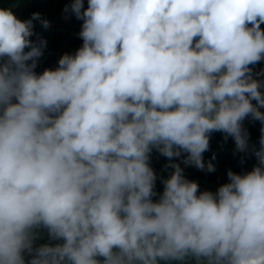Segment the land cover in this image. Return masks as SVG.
Here are the masks:
<instances>
[{"label":"clouds","instance_id":"clouds-1","mask_svg":"<svg viewBox=\"0 0 264 264\" xmlns=\"http://www.w3.org/2000/svg\"><path fill=\"white\" fill-rule=\"evenodd\" d=\"M71 7L84 21L83 46L39 76L26 64L41 55L28 39L32 20L0 10V264H24L37 226L64 244L41 246L30 264H97L96 256L157 264L188 254L208 264H264V128L257 166L229 171L215 195H197L172 165L153 203L147 164L154 146L168 158L187 152L184 163L204 170L211 132L243 151L241 121L264 123L250 102L264 107L262 85L248 67L264 58V0Z\"/></svg>","mask_w":264,"mask_h":264},{"label":"trees","instance_id":"trees-1","mask_svg":"<svg viewBox=\"0 0 264 264\" xmlns=\"http://www.w3.org/2000/svg\"><path fill=\"white\" fill-rule=\"evenodd\" d=\"M73 3L74 0H0V10H10L21 22L32 20L33 35L28 39L40 48L41 55L27 61L26 64H35L33 69L35 75H41L46 69L56 70L63 55L75 56L76 52L83 46V39L79 34L82 31L84 21L77 19L72 11ZM82 3L81 12L87 9L88 0H82ZM35 13L39 14V20L32 19ZM42 21H46L48 26L45 27ZM251 26L248 24L249 28ZM260 30L264 32V23L260 24ZM197 39H194V43ZM30 50V48L24 49L25 52ZM6 59L0 58V64L4 63ZM248 67L251 69V78L262 85L258 90L264 95V58ZM250 102L258 108V111L264 113V107H259L255 100ZM11 103L16 104L18 101L13 98ZM0 114H2V110H0ZM55 115L58 116L59 113ZM262 127H264V123L253 119L251 115L246 116L241 121L242 133L246 135V147L243 151L237 149L232 136L221 131L220 133L211 132L209 134V148L202 153V162L205 164L204 170L198 169L190 163H184L188 157L187 152L181 151L179 157L168 158L162 155L156 147H151L147 161L155 176L152 189L154 195L150 197L151 202L158 203L160 201L164 192V181L170 179L175 171L172 165L180 167L184 179L198 185L197 195L206 191L211 192L206 184L216 188V194L221 186L230 182L227 175L229 171L237 175L250 172L254 166H257L256 152L261 147L262 135L260 130ZM209 163L214 166L215 171H207ZM30 232L32 236L31 248L21 252L24 264H30V261L35 258V250L41 246L56 247L64 244L62 238L53 239L50 237L48 229L43 226L35 227ZM114 251L118 252V249H114ZM94 259L97 264H105V259L101 256H96ZM63 264H70V262L65 259ZM157 264H208V261L206 258H197L188 254L182 260L158 259Z\"/></svg>","mask_w":264,"mask_h":264},{"label":"rangeland","instance_id":"rangeland-1","mask_svg":"<svg viewBox=\"0 0 264 264\" xmlns=\"http://www.w3.org/2000/svg\"><path fill=\"white\" fill-rule=\"evenodd\" d=\"M262 128H264V127H262ZM216 133H220V131H216ZM260 133H261V135H262L261 130H260ZM206 187H208V188L210 189V191H211L213 194H215V190H216V188L210 186L209 184H206Z\"/></svg>","mask_w":264,"mask_h":264},{"label":"built area","instance_id":"built-area-1","mask_svg":"<svg viewBox=\"0 0 264 264\" xmlns=\"http://www.w3.org/2000/svg\"><path fill=\"white\" fill-rule=\"evenodd\" d=\"M40 227H42V226H37L36 228H40Z\"/></svg>","mask_w":264,"mask_h":264}]
</instances>
